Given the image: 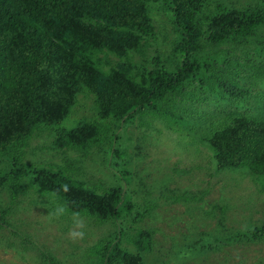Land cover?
Here are the masks:
<instances>
[{"label":"trees","instance_id":"obj_1","mask_svg":"<svg viewBox=\"0 0 264 264\" xmlns=\"http://www.w3.org/2000/svg\"><path fill=\"white\" fill-rule=\"evenodd\" d=\"M156 3L171 13L178 40L169 61L158 59L154 68L136 73L132 55L142 53L155 36L149 9ZM211 9L210 0H0V159L11 168L8 181L0 177V187L9 183L16 201L30 178L44 195L59 198L71 215L116 222L122 237L135 230L128 242L141 254L150 252L153 232L133 225L145 221L155 206L137 210L124 188L99 193L63 169L29 167L26 150L41 129L62 127L81 95L93 98L103 121L123 125L150 116L183 141L199 135L193 123L197 111L189 114L193 106L188 101L195 98L189 87L205 76L210 86L220 82L227 87V72L214 74L222 59L214 50L256 44L261 55L264 51V0L238 7L218 3ZM260 72L264 77V67ZM106 132L103 123L83 121L63 129L58 144L85 151L102 144ZM203 132V148L213 152L218 171L242 170L249 178H264V115H232ZM122 155L119 148L113 150L114 157ZM124 163L119 172L128 176ZM169 199L190 200L175 192ZM8 213L0 208V227ZM129 218L131 230L125 226ZM234 237L215 241L228 245ZM247 239L264 240V226ZM118 241L115 236L95 247V264H143L141 255Z\"/></svg>","mask_w":264,"mask_h":264},{"label":"rangeland","instance_id":"obj_2","mask_svg":"<svg viewBox=\"0 0 264 264\" xmlns=\"http://www.w3.org/2000/svg\"><path fill=\"white\" fill-rule=\"evenodd\" d=\"M260 1L210 0V5L213 10L218 3L238 7ZM149 13L156 32L142 53L132 55L136 73L154 68L158 59L169 61L178 40L171 13L164 5L151 4ZM261 37L264 39V30ZM260 49L251 44L214 50L222 53L214 74L225 70L223 83L227 87L220 82L210 86L206 76L189 87L195 94L194 101H188L193 106L189 114L197 111L193 123L200 133L192 139L183 141L150 116L123 125L103 121L93 98L81 95L62 127L43 128L30 141L24 158L27 166L63 169L99 193L111 187L124 188L137 210L155 206L145 221L133 225L136 230L153 232L150 252L141 254L128 242L137 235L135 230L122 237L116 222L71 215L59 198L44 195L27 178L16 201L9 183L0 187V208L9 211L0 227V264H95L94 248L115 236H120L123 249L141 255L143 264H264V240L247 239L254 228L264 226V178H249L242 170L218 171L213 152L202 144L203 130L220 119L264 115V77L260 72L264 51L261 55ZM225 50L228 54L224 56ZM83 121L104 124L103 143L85 151L61 148L62 130ZM115 148L122 151V158L113 156ZM124 162L128 176L119 172ZM10 169L8 160L0 159V177L8 181ZM173 192L190 200L172 201ZM58 209L63 211L57 214ZM131 223L129 218L127 229ZM232 236L228 245L215 241Z\"/></svg>","mask_w":264,"mask_h":264},{"label":"clouds","instance_id":"obj_3","mask_svg":"<svg viewBox=\"0 0 264 264\" xmlns=\"http://www.w3.org/2000/svg\"><path fill=\"white\" fill-rule=\"evenodd\" d=\"M63 209H58L57 210V214H59L60 212H62ZM70 236H82V233H69Z\"/></svg>","mask_w":264,"mask_h":264}]
</instances>
